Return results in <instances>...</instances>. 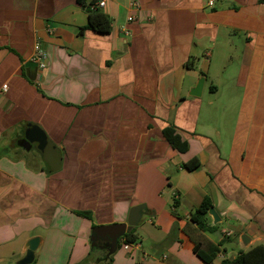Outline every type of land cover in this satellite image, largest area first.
<instances>
[{
    "label": "crops",
    "instance_id": "crops-1",
    "mask_svg": "<svg viewBox=\"0 0 264 264\" xmlns=\"http://www.w3.org/2000/svg\"><path fill=\"white\" fill-rule=\"evenodd\" d=\"M100 10L108 33L84 28L78 0H0V264L34 236V264H206L195 245L217 246L211 264H221L264 245V2L105 0ZM35 127L57 148L54 171L21 146ZM206 196L213 230L191 218ZM137 204V241L88 261L92 227L126 222Z\"/></svg>",
    "mask_w": 264,
    "mask_h": 264
},
{
    "label": "trees",
    "instance_id": "trees-1",
    "mask_svg": "<svg viewBox=\"0 0 264 264\" xmlns=\"http://www.w3.org/2000/svg\"><path fill=\"white\" fill-rule=\"evenodd\" d=\"M97 1V0H96ZM264 2V0H259ZM78 2L87 10L88 9V23L84 27L92 28L93 30L100 33H108L110 31V18L104 14L100 8L95 7V1H92L90 4L86 5L84 0H78ZM162 133L170 146L173 148L183 151L186 150L187 145L184 141L181 140L180 135L173 126H166L163 128ZM200 162L197 157L192 158L190 161L183 164L188 170L195 169L199 167ZM174 205V204H173ZM211 206L209 198L206 196L201 204L192 211L191 218L195 221L200 230H213L216 227L215 225L209 224L207 221V210ZM84 216L89 217V212L81 211ZM134 227H131L124 235L121 237L126 243H133L137 241V236L133 232ZM105 250L107 248L97 243L90 246V253L88 255V261H91V251L94 250ZM217 246H212L208 252H202L197 248V245L194 246V252L196 255L204 261L206 264H211L213 258L218 252ZM111 255H104L95 260V264H110ZM34 264V261L31 263ZM221 264H264V245L258 244L252 246L246 250H240L239 253L234 258L223 259Z\"/></svg>",
    "mask_w": 264,
    "mask_h": 264
},
{
    "label": "water",
    "instance_id": "water-1",
    "mask_svg": "<svg viewBox=\"0 0 264 264\" xmlns=\"http://www.w3.org/2000/svg\"><path fill=\"white\" fill-rule=\"evenodd\" d=\"M86 11H88V9ZM36 65L37 64L32 61L25 63V67ZM203 83L204 77L201 76L197 80L196 84L190 89V95L199 96L203 87ZM32 145H35L34 148L39 151L43 160L48 163L52 171L59 168L60 155L57 152V148L52 144L44 131L39 127H35L29 131L27 137L23 138V142L21 143V146L26 150H29ZM143 210L144 205L137 204L130 207L126 222L96 225L92 227L89 238L90 245L100 243L107 248V254L113 253L117 248L118 239L121 238L131 227L138 225L141 220ZM207 215L210 217L211 223L213 225L220 222V218L212 206L208 208ZM239 242L243 248L247 247L250 243V238L246 234L242 233L239 236ZM39 243L40 237L38 236L28 239L25 243L24 255L16 260L15 264H31L34 261L35 250L37 249Z\"/></svg>",
    "mask_w": 264,
    "mask_h": 264
},
{
    "label": "built area",
    "instance_id": "built-area-1",
    "mask_svg": "<svg viewBox=\"0 0 264 264\" xmlns=\"http://www.w3.org/2000/svg\"><path fill=\"white\" fill-rule=\"evenodd\" d=\"M212 3H213V0H208V4L209 5H211ZM104 5H105V0H97V1H95V4H94V6L98 7V8H102ZM128 19L131 20V17H129ZM44 59H45V53L37 45L36 49H35L33 60L38 63L39 67H44L45 66ZM5 88H6V84H3L2 85V89H5ZM224 235H225V237H228V236H230V232H225ZM130 244H132V243H126V242L122 241V246L125 249H129L130 248ZM133 245L135 247L138 246L137 243L136 244L134 243Z\"/></svg>",
    "mask_w": 264,
    "mask_h": 264
},
{
    "label": "rangeland",
    "instance_id": "rangeland-1",
    "mask_svg": "<svg viewBox=\"0 0 264 264\" xmlns=\"http://www.w3.org/2000/svg\"><path fill=\"white\" fill-rule=\"evenodd\" d=\"M225 101H227V98H225ZM229 99H228V103H229ZM231 105L229 106L228 105V107H229V110H228V112H226V113H224L223 114V116H224V119L226 120V121H228V120H231V117H230V113H231V108L233 109V107H235L236 106V104L234 103V102H232V103H230ZM123 247V246H122Z\"/></svg>",
    "mask_w": 264,
    "mask_h": 264
},
{
    "label": "flooded vegetation",
    "instance_id": "flooded-vegetation-1",
    "mask_svg": "<svg viewBox=\"0 0 264 264\" xmlns=\"http://www.w3.org/2000/svg\"><path fill=\"white\" fill-rule=\"evenodd\" d=\"M32 147H35V145H32Z\"/></svg>",
    "mask_w": 264,
    "mask_h": 264
}]
</instances>
